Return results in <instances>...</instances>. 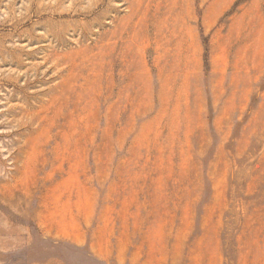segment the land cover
Masks as SVG:
<instances>
[{
	"label": "rangeland",
	"instance_id": "rangeland-1",
	"mask_svg": "<svg viewBox=\"0 0 264 264\" xmlns=\"http://www.w3.org/2000/svg\"><path fill=\"white\" fill-rule=\"evenodd\" d=\"M0 264H264V0H0Z\"/></svg>",
	"mask_w": 264,
	"mask_h": 264
}]
</instances>
